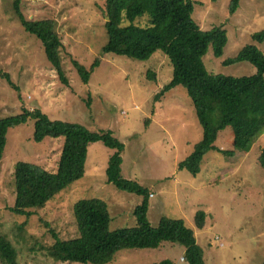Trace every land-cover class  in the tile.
Instances as JSON below:
<instances>
[{"label":"rangeland","instance_id":"rangeland-1","mask_svg":"<svg viewBox=\"0 0 264 264\" xmlns=\"http://www.w3.org/2000/svg\"><path fill=\"white\" fill-rule=\"evenodd\" d=\"M16 1L0 0V120L38 110L53 122L112 132L125 146L123 178L155 194L149 197L148 220L153 226L162 218L183 220L195 231L206 264H264V169L260 164L264 134L250 151H235L233 130L226 128L216 147L235 155L212 150L201 172L193 175L179 164L203 139V127L184 87L155 99L173 80V67L162 52L147 62L104 54L106 0H18L28 21L56 24L64 43L63 68L70 81V86L64 85L42 42L22 27ZM192 1L193 19L203 31L223 27L227 32L223 56L216 58L209 47L204 58L209 74L238 79L255 76L257 69L250 63H224L247 46L264 53V44L253 40L264 32V0H242L234 15L229 13L231 0ZM127 25L124 21L122 26ZM133 25L149 28L150 20L139 18ZM96 60L100 64L85 84L76 66L89 72ZM262 92V87L256 89V102L264 100ZM34 133L32 120L10 130L0 164L1 234L16 248L19 264H79L56 262L49 250L58 240L79 237L74 206L80 200L97 198L107 203L110 231L136 228L133 213L142 199L108 183L114 151L102 142L89 146L81 179L33 217L14 215L16 164L27 162L57 172L65 144L64 137L37 142ZM201 211L207 215L203 231L196 230L194 222ZM186 258L184 248L165 243L155 250L121 251L108 264H188ZM0 264H4L1 259Z\"/></svg>","mask_w":264,"mask_h":264},{"label":"trees","instance_id":"trees-1","mask_svg":"<svg viewBox=\"0 0 264 264\" xmlns=\"http://www.w3.org/2000/svg\"><path fill=\"white\" fill-rule=\"evenodd\" d=\"M240 1L242 0L230 1V15L238 12ZM15 12L24 30L42 42L61 82L70 86L63 68L64 43L56 30V24L49 21L39 25L28 21L20 11L18 0ZM105 12L108 43L103 49L104 54L147 62L156 53L162 52L173 67V80L155 99L159 100L166 92L177 87H184L194 102L203 127V139L179 164L180 168L198 175L202 162L212 150H219L226 156L233 157L234 151L216 147L219 134L228 127L233 130L235 151L252 149L264 134V100L256 102L257 97L254 96L256 89L262 87L264 98V53L259 48L247 46L236 58L224 63L225 66L250 63L257 69L255 76L239 79L214 76L209 74L204 58L209 47L216 58L223 56L228 43L227 32L223 27L203 31L193 19L192 0H106ZM144 17L150 20L149 28L133 25L137 19ZM124 21L129 25L123 27ZM253 40L264 44V32L254 35ZM99 64L100 61L96 60L89 72L76 66L85 84L89 83ZM149 78L154 79V76ZM30 120L35 122V141L64 137L65 144L57 172H50L27 162L16 164V203L12 210L14 215L27 219L33 217L35 211L47 207L57 194L81 179L85 174L88 148L96 142H102L114 151L107 169L108 183L142 199L133 213L137 221L136 228L114 232L110 231L112 219L105 201L93 198L75 203L74 216L79 237L69 241L58 240L50 248L49 255L56 262L108 264L121 251L155 250L169 243L184 248L188 264H206L205 251L198 244L195 231L188 228L183 220L162 218L156 227L149 222L150 192L137 182L123 178L121 166L125 146L110 131L92 132L80 125L53 122L38 110L25 111L20 116L0 120V164L8 132ZM260 164L264 169V149ZM194 222L196 230L203 231L207 226L206 212H197ZM0 259L4 264H19L18 252L1 234V226ZM159 264L173 263L164 261Z\"/></svg>","mask_w":264,"mask_h":264},{"label":"crops","instance_id":"crops-1","mask_svg":"<svg viewBox=\"0 0 264 264\" xmlns=\"http://www.w3.org/2000/svg\"><path fill=\"white\" fill-rule=\"evenodd\" d=\"M215 183H206L205 185H207V186H213ZM202 186H204V185H202ZM150 192V195H149V197L151 198H154L155 197V194L153 193V191H149ZM153 195V196H152ZM199 244V243H198ZM182 259H184V258H182ZM181 259V260H182Z\"/></svg>","mask_w":264,"mask_h":264},{"label":"built area","instance_id":"built-area-1","mask_svg":"<svg viewBox=\"0 0 264 264\" xmlns=\"http://www.w3.org/2000/svg\"><path fill=\"white\" fill-rule=\"evenodd\" d=\"M153 196V195H152ZM182 262L184 261V259L181 260Z\"/></svg>","mask_w":264,"mask_h":264}]
</instances>
